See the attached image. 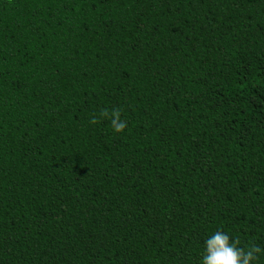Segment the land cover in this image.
Here are the masks:
<instances>
[{
  "label": "trees",
  "instance_id": "obj_1",
  "mask_svg": "<svg viewBox=\"0 0 264 264\" xmlns=\"http://www.w3.org/2000/svg\"><path fill=\"white\" fill-rule=\"evenodd\" d=\"M216 230L264 249V0H0V264H199Z\"/></svg>",
  "mask_w": 264,
  "mask_h": 264
},
{
  "label": "clouds",
  "instance_id": "obj_2",
  "mask_svg": "<svg viewBox=\"0 0 264 264\" xmlns=\"http://www.w3.org/2000/svg\"><path fill=\"white\" fill-rule=\"evenodd\" d=\"M101 115L105 116L107 113L102 112ZM110 120L115 133H121L127 127L126 121L121 119L119 110L111 112ZM90 122L95 123V118ZM261 254H264V249L256 244L240 246L229 234L216 230L203 240L199 264H257Z\"/></svg>",
  "mask_w": 264,
  "mask_h": 264
}]
</instances>
